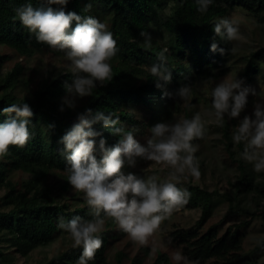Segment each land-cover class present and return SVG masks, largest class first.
I'll use <instances>...</instances> for the list:
<instances>
[{"label": "trees", "instance_id": "trees-1", "mask_svg": "<svg viewBox=\"0 0 264 264\" xmlns=\"http://www.w3.org/2000/svg\"><path fill=\"white\" fill-rule=\"evenodd\" d=\"M29 3L33 7L46 6L44 0H0V45L9 47L22 56H31L35 49L47 45L37 41L35 35L16 16L15 9ZM87 4L91 7L86 10ZM168 5L172 8L171 13L164 18L162 26L169 37V44L166 46L151 39L150 46L145 45L144 37L140 33H149V25L157 24L162 10ZM51 7H63L66 12L96 17L112 32L119 51L109 61L113 69V79L98 86L80 107L59 111L60 100L65 95L63 84L70 82V75L44 81L31 97L17 98L10 92L0 95V112L12 103L24 101L33 109L29 126L31 139L23 147L9 146L8 153L0 157V186L8 188L1 202L11 206L8 211H0V231L6 230L16 235L13 243L22 255L36 246L54 241L58 233H67L58 227L61 218L65 222L75 216L92 218L88 205L72 211L68 209V205L56 204L49 195L37 188L39 179L43 178L47 170L64 171L67 162L62 154L63 144L60 140L77 123V113L84 112L85 109H92L93 113L98 110L113 112L119 116L124 126L133 118L128 108L144 106L151 109L154 97L166 98L172 85L189 86L195 80L210 76L224 64L231 53L232 43L214 34L212 27L218 22L215 20L217 17L238 7L264 23V0H216L205 14L197 12L194 0H68L64 6ZM70 27H75V22H72ZM213 42L218 44L216 51L211 50ZM219 48L225 50L223 54ZM162 51L167 56L171 80L167 84L161 82L162 86L158 88L155 77L145 66L157 63L156 55ZM261 52L255 51L246 57L247 63L242 72L243 85L249 84L258 73ZM3 59L4 56H0V64ZM20 70L21 68L16 66L3 81L1 80V86L13 87ZM5 119L6 116L0 114V122ZM93 128L101 133L107 146L115 144L119 139L111 134L110 128H103L100 124L94 125ZM225 131V139H228ZM226 148L233 158L229 144ZM13 170L33 173L32 179L29 180L30 186H25L26 190H17L7 180L8 174ZM239 170L241 182L245 181L244 189L255 190V193L264 196V190H260L258 185L253 186L252 179L240 161ZM188 190L189 200L193 205L202 203L198 221L200 225L208 216L211 193L193 187ZM115 225L116 222L112 218L105 217L106 230L99 234L103 241L102 246L96 250L89 264L105 263V250L108 240L114 237L111 232ZM238 229L239 226H229L220 234L218 225H212L202 234L196 229H176L169 236L184 255L198 261V264L210 259L220 264H264L248 259L242 250L243 237ZM81 253V247L72 246L46 264H78ZM0 264H14L3 259L1 249ZM154 264L176 263H171L165 254L158 253Z\"/></svg>", "mask_w": 264, "mask_h": 264}, {"label": "clouds", "instance_id": "clouds-1", "mask_svg": "<svg viewBox=\"0 0 264 264\" xmlns=\"http://www.w3.org/2000/svg\"><path fill=\"white\" fill-rule=\"evenodd\" d=\"M215 2L194 0L200 14L207 13ZM44 3L46 6L42 7H33L30 3L22 5L15 12L37 41L61 51L67 61L66 73H71V81L63 84L65 95L59 108L63 112L65 108L74 109L78 99L92 96L98 86L113 79L109 61L119 49L112 32L96 17L66 12L63 7H51L64 6L68 0H44ZM90 7L87 4L85 9ZM72 22H75V27H70ZM212 30L224 40L239 37L238 26L228 17L219 18ZM140 35L144 37L145 45L150 46V33L141 32ZM217 49L218 44L213 42L211 50ZM219 51L223 54L225 50L219 48ZM156 60L157 63L145 67L160 88L161 82H170L171 72L165 52H158ZM242 85L243 81L236 77H226L215 84L211 89L209 115L214 118L211 122L223 127L226 117H240L251 91ZM252 94L256 95L255 92ZM177 95L186 99L191 95L190 87L179 88ZM0 114L6 116L0 122L2 157L8 153L9 146L23 147L31 139L29 126L33 109L24 101L10 104ZM76 119L77 123L60 140L67 162L64 171L72 188L84 194L92 218L75 216L67 222L61 218L58 227L68 233L74 247L82 248L78 264H89L96 250L102 246L99 234L103 230L105 217L112 218L132 239L144 243L165 218L187 203L190 193L181 184L189 176H200L199 161L195 156L198 145L192 141L204 135L205 127L199 113L191 119L174 123L158 122L149 128L150 135L141 144L135 138L138 129H126L113 112L98 110L93 113L92 109H85L77 113ZM96 124L110 128L111 134L119 137L118 141L107 146L101 133L94 130ZM232 140L235 144H244L242 158L252 162L257 172L264 171V102L254 105L251 117L245 115L239 120L234 126ZM138 160L153 161L170 169L167 178H144L122 171L125 166L134 168ZM172 259L176 264H198L180 249L175 250Z\"/></svg>", "mask_w": 264, "mask_h": 264}, {"label": "rangeland", "instance_id": "rangeland-1", "mask_svg": "<svg viewBox=\"0 0 264 264\" xmlns=\"http://www.w3.org/2000/svg\"><path fill=\"white\" fill-rule=\"evenodd\" d=\"M171 9V6H165L157 24L149 25L152 39L166 46L169 44V37L162 23L164 18L171 13ZM221 17L230 18L239 28V37L230 40L232 50L224 64L214 70L210 76L200 78L190 84L191 95L186 99L177 95L179 88L184 85H172L168 89L169 93L166 98L154 97L151 109L144 106L128 108L133 118L124 124L126 129L133 127L138 129L135 138L144 144L150 135L149 128L156 123L162 121L174 123L178 120L191 119L197 113L201 115L205 127L204 135L192 141L193 144L198 145L195 156L199 161L200 176H189L181 186L187 190L193 187L211 193L208 216L200 225L198 224L202 203L198 202L196 206L193 205L189 196L187 203L165 218L144 243L132 239L116 223L111 232L114 237L108 240L105 250L104 264H154L158 253L165 254L171 263H176L172 256L180 247L175 245L169 234L176 229H196L202 234L212 225H218L220 234L229 226H239L238 231L243 237V252L252 262H264V242H262L264 239V196L258 195L255 190L246 191L244 189L245 181L240 180L239 161L252 179L253 186L258 185L260 190H264V171L257 172L252 162L242 158L241 153L245 150L244 144H235L232 140L234 126L239 120L245 115L251 117L254 105L264 102V23L250 12L238 7L228 10L215 20ZM255 51H262L258 61L259 71L249 84L242 85L251 90L244 111L238 118L227 119L226 117L223 127L217 126L211 122L214 118L209 115L212 101L211 89L226 77H236L242 80V72L247 63L246 57ZM0 56H4L0 64V95L3 92H10L17 98H26L31 97L44 81H51L66 75H70L71 81V73H66L67 61L63 53L51 49L48 45L35 49L31 56L19 55L13 49L0 45ZM16 66H19L21 70L13 87L1 86V80L3 81ZM86 99L87 97L78 99L76 107L82 106ZM224 130H226L228 139H225ZM227 144L233 153V158L226 148ZM0 161H2L1 158ZM122 171L133 172L144 178L156 176L163 180L167 178L170 169L153 161L138 160L134 168L125 166ZM32 177L31 171L13 170L8 174L7 180L17 190L24 191L25 186H30L29 180ZM39 180L37 188L49 195L56 204L68 205V209L72 211L87 205L84 194L72 188L64 171L47 170L43 178ZM7 189L6 186H0V211H8L11 208L1 202ZM104 230H106L105 226L102 231ZM15 240L16 235L13 233L6 230L0 231V249L3 259L14 264H46L54 256L62 254L73 246L68 233L61 232L57 234L54 241L36 246L27 254L22 255L16 250L13 243ZM202 264L220 263L210 259Z\"/></svg>", "mask_w": 264, "mask_h": 264}]
</instances>
